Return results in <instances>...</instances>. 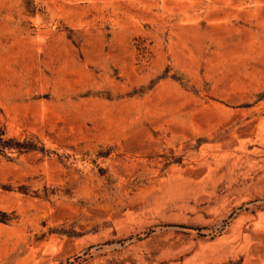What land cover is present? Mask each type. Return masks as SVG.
Segmentation results:
<instances>
[{
    "label": "rangeland",
    "instance_id": "1",
    "mask_svg": "<svg viewBox=\"0 0 264 264\" xmlns=\"http://www.w3.org/2000/svg\"><path fill=\"white\" fill-rule=\"evenodd\" d=\"M263 121L264 0H0V264H264Z\"/></svg>",
    "mask_w": 264,
    "mask_h": 264
},
{
    "label": "bare ground",
    "instance_id": "2",
    "mask_svg": "<svg viewBox=\"0 0 264 264\" xmlns=\"http://www.w3.org/2000/svg\"><path fill=\"white\" fill-rule=\"evenodd\" d=\"M263 122H264V121H263ZM263 122H262V123H263Z\"/></svg>",
    "mask_w": 264,
    "mask_h": 264
}]
</instances>
